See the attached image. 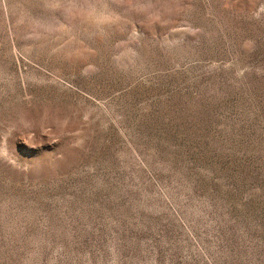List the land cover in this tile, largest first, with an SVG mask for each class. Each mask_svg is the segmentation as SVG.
I'll return each mask as SVG.
<instances>
[{"label":"rangeland","instance_id":"374dc122","mask_svg":"<svg viewBox=\"0 0 264 264\" xmlns=\"http://www.w3.org/2000/svg\"><path fill=\"white\" fill-rule=\"evenodd\" d=\"M0 264H264V0H0Z\"/></svg>","mask_w":264,"mask_h":264}]
</instances>
